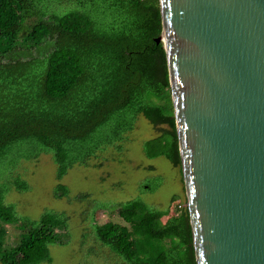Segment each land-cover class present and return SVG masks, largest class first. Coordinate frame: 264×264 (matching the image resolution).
Returning <instances> with one entry per match:
<instances>
[{
	"label": "trees",
	"instance_id": "16d2710c",
	"mask_svg": "<svg viewBox=\"0 0 264 264\" xmlns=\"http://www.w3.org/2000/svg\"><path fill=\"white\" fill-rule=\"evenodd\" d=\"M44 1L0 0V163L20 143L36 142L31 157L52 153L62 179L124 141L143 116L154 127H169L146 143L147 156L181 166L167 54L156 42L163 30L160 1L79 0L82 9L64 15ZM31 52L46 54L44 70ZM24 81L34 84L17 93ZM5 192L0 189V223L19 224ZM56 194L65 197L68 188L61 185ZM116 212L128 226L97 232L125 262L197 264L188 210L163 221L168 211L132 200ZM67 221L56 212L22 221L17 244L0 241L1 264L51 263L50 246L65 243Z\"/></svg>",
	"mask_w": 264,
	"mask_h": 264
},
{
	"label": "water",
	"instance_id": "95a60500",
	"mask_svg": "<svg viewBox=\"0 0 264 264\" xmlns=\"http://www.w3.org/2000/svg\"><path fill=\"white\" fill-rule=\"evenodd\" d=\"M197 264H264V0H159Z\"/></svg>",
	"mask_w": 264,
	"mask_h": 264
},
{
	"label": "rangeland",
	"instance_id": "374dc122",
	"mask_svg": "<svg viewBox=\"0 0 264 264\" xmlns=\"http://www.w3.org/2000/svg\"><path fill=\"white\" fill-rule=\"evenodd\" d=\"M46 4L59 15L82 9L79 0H45ZM111 18L109 15L108 20ZM28 56L38 60L37 65L44 70L46 54L31 52ZM31 84L24 81L15 91L29 90ZM168 129V125L154 127L138 116L134 131L125 135L124 141L98 151L88 165H75L62 179L57 177L52 153L31 157L38 151L30 146L36 142L20 143L23 146L8 153L0 163V189L6 191V203L15 206L21 223H0V241L5 246L17 244L25 229L22 221H38L46 213L56 212L68 220L65 243L50 246L52 262L42 264H129L105 246L97 232L105 234L109 228L122 230L128 226L116 212L120 204L141 200L153 211H168L163 221L188 210L181 166L173 165L166 157L149 158L146 152V143ZM19 181L28 184L27 191L17 190ZM61 185L68 188V194L58 198Z\"/></svg>",
	"mask_w": 264,
	"mask_h": 264
}]
</instances>
